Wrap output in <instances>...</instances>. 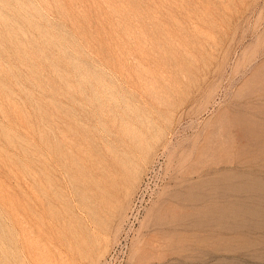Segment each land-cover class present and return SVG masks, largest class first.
<instances>
[{
    "label": "rangeland",
    "instance_id": "374dc122",
    "mask_svg": "<svg viewBox=\"0 0 264 264\" xmlns=\"http://www.w3.org/2000/svg\"><path fill=\"white\" fill-rule=\"evenodd\" d=\"M0 264H264V0H0Z\"/></svg>",
    "mask_w": 264,
    "mask_h": 264
},
{
    "label": "bare ground",
    "instance_id": "6f19581e",
    "mask_svg": "<svg viewBox=\"0 0 264 264\" xmlns=\"http://www.w3.org/2000/svg\"><path fill=\"white\" fill-rule=\"evenodd\" d=\"M255 181V180H254ZM257 208V207H256ZM250 238V237H249ZM230 244V243H229ZM253 244V243H252Z\"/></svg>",
    "mask_w": 264,
    "mask_h": 264
}]
</instances>
